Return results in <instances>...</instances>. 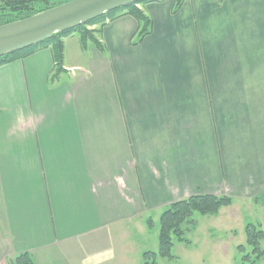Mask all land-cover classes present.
<instances>
[{
    "label": "crops",
    "instance_id": "obj_1",
    "mask_svg": "<svg viewBox=\"0 0 264 264\" xmlns=\"http://www.w3.org/2000/svg\"><path fill=\"white\" fill-rule=\"evenodd\" d=\"M137 6V44L122 15L58 73L49 48L0 66V264H129L175 201L264 207V0Z\"/></svg>",
    "mask_w": 264,
    "mask_h": 264
},
{
    "label": "trees",
    "instance_id": "obj_2",
    "mask_svg": "<svg viewBox=\"0 0 264 264\" xmlns=\"http://www.w3.org/2000/svg\"><path fill=\"white\" fill-rule=\"evenodd\" d=\"M149 1L153 0H141L125 7L108 11L76 27L55 33L38 44L0 56V66L23 59L38 49L49 48L53 56L55 71L58 73L63 70L64 36L77 32L83 47L86 46L89 40L100 46L94 36V30L89 29L88 26L98 22L112 21L122 15H130L138 21L139 27L132 41V44H137L150 32V20L137 5ZM182 1L175 0V7L177 8ZM60 3L50 2V0H0V25L26 18ZM231 204L232 199L230 197L212 194L193 195L171 203L159 216L157 253L149 250L143 252L142 264H159L154 259L156 254L163 258H173L171 249L174 240L188 244L190 241L185 237V233L187 230L196 227L197 222L193 218L194 213L203 216H215L222 207ZM147 222L151 226V219H148ZM244 232L246 237L245 245L240 244L236 247L240 256L239 264H257L264 260V230L259 222H250L245 225ZM11 264H33V259L29 253L25 252L18 254Z\"/></svg>",
    "mask_w": 264,
    "mask_h": 264
},
{
    "label": "rangeland",
    "instance_id": "obj_3",
    "mask_svg": "<svg viewBox=\"0 0 264 264\" xmlns=\"http://www.w3.org/2000/svg\"><path fill=\"white\" fill-rule=\"evenodd\" d=\"M52 1L65 2V0H50ZM193 218L197 222L196 227L185 233V237L190 242L187 244L174 240L171 249L174 257L163 258L156 254L154 256L156 262L159 264H239L240 256L236 247L240 244L245 245V225L250 222H259L264 230V207H261V204L257 207L251 203L242 205L238 215L232 218L225 213L218 218L194 213ZM158 231L159 218L156 216L146 240H141L139 244L141 247L136 248V251L128 256L129 264H142L143 249L157 253ZM122 264L126 263L122 261ZM257 264H264V260Z\"/></svg>",
    "mask_w": 264,
    "mask_h": 264
},
{
    "label": "water",
    "instance_id": "obj_4",
    "mask_svg": "<svg viewBox=\"0 0 264 264\" xmlns=\"http://www.w3.org/2000/svg\"><path fill=\"white\" fill-rule=\"evenodd\" d=\"M141 0H67L23 19L0 25V56L38 44L108 11Z\"/></svg>",
    "mask_w": 264,
    "mask_h": 264
}]
</instances>
